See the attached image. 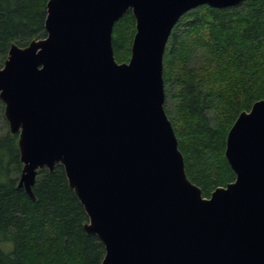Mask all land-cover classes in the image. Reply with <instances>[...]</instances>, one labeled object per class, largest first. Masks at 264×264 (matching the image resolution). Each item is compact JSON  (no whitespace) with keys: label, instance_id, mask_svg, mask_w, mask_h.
<instances>
[{"label":"water","instance_id":"1","mask_svg":"<svg viewBox=\"0 0 264 264\" xmlns=\"http://www.w3.org/2000/svg\"><path fill=\"white\" fill-rule=\"evenodd\" d=\"M245 0H48L44 38L11 44L0 100L17 135L16 184L31 199L38 172L60 164L104 246L100 264H264V98L227 132L233 181L209 197L186 175L164 108L163 60L179 19ZM135 34L116 61L113 26Z\"/></svg>","mask_w":264,"mask_h":264},{"label":"trees","instance_id":"2","mask_svg":"<svg viewBox=\"0 0 264 264\" xmlns=\"http://www.w3.org/2000/svg\"><path fill=\"white\" fill-rule=\"evenodd\" d=\"M47 1L0 0V67L11 44L46 36ZM135 25L127 11L113 26L119 63L130 58ZM163 80L186 175L209 197L234 179L224 155L228 130L264 98V0L185 13L166 45ZM3 110L0 100L8 126ZM21 167L17 135L8 130L0 135V264H100L104 246L84 230L88 218L63 167L38 172L34 200L16 187Z\"/></svg>","mask_w":264,"mask_h":264},{"label":"rangeland","instance_id":"3","mask_svg":"<svg viewBox=\"0 0 264 264\" xmlns=\"http://www.w3.org/2000/svg\"><path fill=\"white\" fill-rule=\"evenodd\" d=\"M167 106H169V101L167 99V102H166ZM6 131H8V126H6L5 123H3V121L1 120L0 121V135L5 133Z\"/></svg>","mask_w":264,"mask_h":264}]
</instances>
